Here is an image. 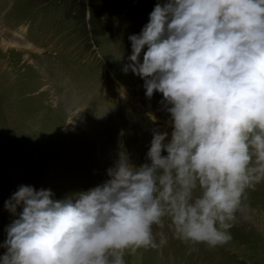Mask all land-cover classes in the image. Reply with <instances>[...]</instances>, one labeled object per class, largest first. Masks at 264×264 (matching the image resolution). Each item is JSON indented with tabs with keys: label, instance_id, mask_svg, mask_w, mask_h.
<instances>
[{
	"label": "clouds",
	"instance_id": "1",
	"mask_svg": "<svg viewBox=\"0 0 264 264\" xmlns=\"http://www.w3.org/2000/svg\"><path fill=\"white\" fill-rule=\"evenodd\" d=\"M128 39L122 70L162 94L170 139L154 130L148 162L122 152L103 183L63 199L20 185L4 202L15 218L0 264H125L157 247L154 226L216 248L251 218L247 192L264 182V0H166Z\"/></svg>",
	"mask_w": 264,
	"mask_h": 264
},
{
	"label": "rangeland",
	"instance_id": "2",
	"mask_svg": "<svg viewBox=\"0 0 264 264\" xmlns=\"http://www.w3.org/2000/svg\"><path fill=\"white\" fill-rule=\"evenodd\" d=\"M165 2L0 0V245L6 239V226L15 218L4 202L20 185L51 189L54 199L95 187L108 179L106 170L117 161L105 146L114 145L138 159L136 166L148 162L152 133L162 131L170 117L161 103L162 94L146 97L144 80L122 69L131 54L128 37L139 34L154 6ZM87 4L89 22L82 16ZM24 20L40 24L44 20L42 36L36 35L33 23L25 37L46 48V58L14 41L10 29ZM101 60L123 84L127 99H113L117 101L113 112L128 128L120 134L114 125L102 138L108 143L99 146V140L96 146L79 125L76 103L60 93L77 79L72 66L81 68V62ZM56 65L68 71L62 79H54ZM246 203L251 218L239 220L230 229L229 243L216 248L190 246L174 238L167 226H154L157 247L126 253L125 264H264V182L247 192ZM190 247L195 250L189 254ZM5 251L0 247V256Z\"/></svg>",
	"mask_w": 264,
	"mask_h": 264
}]
</instances>
